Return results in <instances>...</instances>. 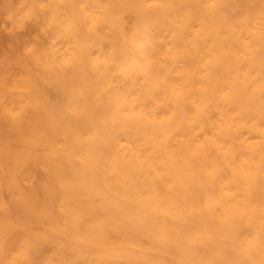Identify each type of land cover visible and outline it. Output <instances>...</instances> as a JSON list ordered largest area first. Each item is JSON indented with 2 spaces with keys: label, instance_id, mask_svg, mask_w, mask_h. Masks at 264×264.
Here are the masks:
<instances>
[{
  "label": "bare ground",
  "instance_id": "bare-ground-1",
  "mask_svg": "<svg viewBox=\"0 0 264 264\" xmlns=\"http://www.w3.org/2000/svg\"><path fill=\"white\" fill-rule=\"evenodd\" d=\"M0 12V264H264V0Z\"/></svg>",
  "mask_w": 264,
  "mask_h": 264
},
{
  "label": "clouds",
  "instance_id": "clouds-1",
  "mask_svg": "<svg viewBox=\"0 0 264 264\" xmlns=\"http://www.w3.org/2000/svg\"><path fill=\"white\" fill-rule=\"evenodd\" d=\"M151 43V38L147 34H142L141 37L135 41L134 52L122 69L125 77L146 72L148 70V49L151 46Z\"/></svg>",
  "mask_w": 264,
  "mask_h": 264
},
{
  "label": "rangeland",
  "instance_id": "rangeland-1",
  "mask_svg": "<svg viewBox=\"0 0 264 264\" xmlns=\"http://www.w3.org/2000/svg\"><path fill=\"white\" fill-rule=\"evenodd\" d=\"M0 14H2V15H0V39H4L3 38V36H6L7 35V32H8V28L3 24L4 22H5V15L3 14V13H1L0 12ZM1 16H2V18H1ZM1 19H3V20H1ZM3 22V23H2ZM5 27V28H4ZM7 28V29H6ZM25 28H22L21 30H18L17 31V33H18V35H20V37H25V36H22V35H26L25 33H26V30H24ZM20 32V33H19ZM3 33V34H2ZM5 34V35H4ZM1 42H2V40H0ZM0 42V43H1ZM3 45V44H2ZM1 44H0V52L1 51H8V50H6L7 48V46H6V44L5 45H3L2 46ZM5 48V49H4ZM3 52V53H4Z\"/></svg>",
  "mask_w": 264,
  "mask_h": 264
}]
</instances>
